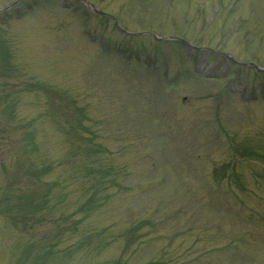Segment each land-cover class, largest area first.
I'll return each instance as SVG.
<instances>
[{
  "label": "rangeland",
  "instance_id": "374dc122",
  "mask_svg": "<svg viewBox=\"0 0 264 264\" xmlns=\"http://www.w3.org/2000/svg\"><path fill=\"white\" fill-rule=\"evenodd\" d=\"M84 1L0 12V264H264V0Z\"/></svg>",
  "mask_w": 264,
  "mask_h": 264
}]
</instances>
